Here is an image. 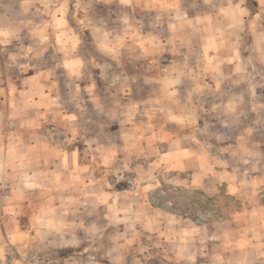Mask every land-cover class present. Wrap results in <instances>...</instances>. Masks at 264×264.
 I'll use <instances>...</instances> for the list:
<instances>
[{
    "label": "crops",
    "instance_id": "crops-1",
    "mask_svg": "<svg viewBox=\"0 0 264 264\" xmlns=\"http://www.w3.org/2000/svg\"><path fill=\"white\" fill-rule=\"evenodd\" d=\"M11 1L0 4L12 5L17 15L0 21L29 19L33 25L28 31L11 30L8 37L20 41L26 34L19 49H31L34 39L48 43L44 52L54 59L39 56L40 63L30 71L16 66L6 81L16 88L14 105L19 106L0 108V214L23 212L36 191L43 199L54 195L58 200L49 212L58 216L56 228L76 235L70 242H57L78 245L84 241L79 231L96 225L93 216L83 217L87 212L103 213L102 228H132V189L146 176L157 178L160 170L186 172L192 185L206 186L212 131L224 140L238 131L237 139H249L248 149L264 154V91L259 92L264 85V0ZM98 6L106 8L102 17ZM24 7L26 13L20 10ZM84 35L93 46L89 54ZM224 104L234 108L235 123L229 128L223 118L219 123L211 119L216 112L218 118L229 116ZM56 118L66 136L53 142L46 135V122ZM151 143L155 148L148 152ZM115 160L121 161V174L132 175L128 189H101L105 177L99 167L112 166ZM258 164L264 166V161ZM83 181L95 189L90 207L66 209L65 198L87 201ZM253 181L264 185V167ZM99 197H108L109 205H100ZM123 197L127 202L118 204L116 199ZM67 213L81 214L84 220L61 222ZM12 220L8 223L0 215V236L12 228L11 244L30 245L29 225ZM38 226L42 228L36 232L55 230L45 220ZM2 240L4 252L7 242ZM3 252L0 261H8Z\"/></svg>",
    "mask_w": 264,
    "mask_h": 264
},
{
    "label": "rangeland",
    "instance_id": "rangeland-1",
    "mask_svg": "<svg viewBox=\"0 0 264 264\" xmlns=\"http://www.w3.org/2000/svg\"><path fill=\"white\" fill-rule=\"evenodd\" d=\"M12 2L13 0L10 3ZM82 6L85 7V4ZM97 8L101 14L99 17L104 16L105 6ZM25 9L26 7L20 8L26 13ZM16 12L17 9L15 10L12 5L9 7L0 4V17L6 15L15 17ZM28 20L0 21V65L3 66H0V93L3 94V100H0L1 109H14L19 106L14 105V101L18 98L16 88L8 87L6 84L8 78L17 72L16 66H24L26 68L24 70L30 71L29 68H33L34 63H40L39 56L45 60L54 59L51 57L53 54L44 52V48L49 46L48 43L42 44L37 39H34L33 43L31 39V49L29 47L19 49L22 45L20 41L26 34L20 38V41L8 37L11 30H31L30 26L33 22ZM38 23L44 26L48 22L37 21ZM10 26L14 28L10 29ZM83 40L88 44L86 54L91 53L93 46L88 35H84ZM249 87L250 85L245 86L243 91L249 93L251 91ZM262 90L264 91V85L259 86L260 93L263 92ZM67 99L70 101L69 98ZM69 105L74 108V104ZM219 106L217 105V108ZM223 106L229 116L218 118L219 112H214L211 119L219 123L223 118L227 123L225 126L229 128L235 123V117L232 115L234 108L225 104ZM245 112L246 110L243 114ZM58 122L59 118L54 122H46V135L53 142L61 141L66 136ZM215 128L218 130L219 126ZM237 133L238 131L227 135V140H224L223 134L214 131L208 135L213 146L206 149L211 164L206 186L192 185L186 172L170 174L160 170V173L155 172L157 178L146 176L144 181L142 179L136 181L138 187L132 189L136 193V195L132 194L130 200L135 208L132 228L124 230L116 227L102 228L103 213L90 215L87 212L83 217L93 216L96 225L79 231V238L82 237L84 243L78 245L58 244V238L67 243L76 235L74 233L72 235L69 230L56 228L60 223L58 216L49 211L58 197L52 195L43 199L36 191V194L33 193L29 198L30 204L25 206L23 212L0 214L8 223H11L12 219V221L17 219L23 222L25 228L29 225L27 231L31 229L32 233L30 245L23 244L16 247L10 241L12 228H8L7 233L3 237L0 236L2 241L7 242V245H4L5 251L0 252L8 255L9 260L0 261V264H11L10 261L16 258L21 262L16 264H264V185H258L253 181L256 173L264 167L258 164L264 161V154L261 150L248 149L246 146L249 139L246 140L244 137L237 139ZM68 135V137L75 136L74 133ZM124 137L127 139L126 133ZM254 140L260 138L254 137ZM151 144L148 152L154 151L155 145ZM219 145L226 147L227 150L220 151L217 148ZM102 153L100 157L104 158L106 153L104 151ZM120 165V160H115L112 166L100 165V176L105 177L100 184L101 189L121 191L128 189L130 184L128 180L132 175L121 174L118 171ZM89 168L88 166L87 175L91 172ZM86 181H83L82 189L83 199L87 201L83 200L81 203L77 198H62L66 209L81 204L90 207L92 200L89 196L95 189ZM10 199H5L8 204L11 203ZM116 201L122 205L127 199L123 197ZM98 202L100 205H109L108 197L100 198ZM77 215L63 214L61 222L64 219L66 223L84 220L81 214L79 218ZM44 220L46 225L55 226V230L50 228L44 233L36 232L37 228H42L38 224L43 225ZM42 235L48 238L49 243L42 244ZM89 235L91 238L88 237ZM118 241L122 244L115 245ZM75 257L77 261L74 260Z\"/></svg>",
    "mask_w": 264,
    "mask_h": 264
}]
</instances>
